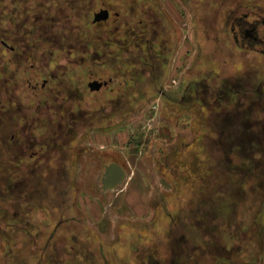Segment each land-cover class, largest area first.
<instances>
[{
    "label": "flooded vegetation",
    "instance_id": "1",
    "mask_svg": "<svg viewBox=\"0 0 264 264\" xmlns=\"http://www.w3.org/2000/svg\"><path fill=\"white\" fill-rule=\"evenodd\" d=\"M258 7L263 6L256 0H232L226 21L231 22L229 34L234 42L261 54L264 64V7L261 11L256 10ZM167 19L166 12L148 0H0V169L18 173L1 180V186L21 187L24 193V187L42 182L36 171L74 168L75 153L78 157L82 151L73 145L75 140L95 129L96 124L123 121L127 108L150 99L160 81L164 82L158 85L163 86L161 94L167 93L175 107L199 106L205 113V136L206 123H212L219 166L230 163L231 176H236L239 184L247 181L249 172H255L264 183V68L262 79L258 66L253 72L248 70L250 78L220 80L217 86L202 84L201 78H188L183 81L181 94L167 92L165 88L173 86L163 69H168L167 60L173 51L166 49L172 48L164 29ZM95 66L103 68L105 77L95 76ZM94 81L102 85L93 88ZM94 93L106 99H95ZM197 143L200 148L201 141ZM188 154L181 153V168L174 170L189 169ZM233 154L242 162H235ZM111 162L117 161L104 163L103 171ZM201 177L195 184L180 182L178 191L168 197L169 214L176 226L169 233L173 246L164 252L161 243L149 244L153 234L148 238L150 229H145L140 239L147 237V244L138 249V259L146 264H201L195 252L204 258L215 253L223 259V252L240 251L235 244L236 239L243 238L239 235L227 237L231 244L223 243L219 222H212L222 209L206 204L207 185L201 182L202 187ZM176 179L181 181L179 173ZM101 188L106 192L102 181ZM189 190L195 192V201L201 200L184 206ZM41 203L38 197L33 202L18 200L10 210L0 208L1 240L10 245L5 256L16 264L27 263L18 260L25 257L30 233L35 230L37 245L46 235L45 230L40 232L42 220L35 215L43 208ZM4 215L10 217L11 225H3ZM71 234L61 237L63 246H59L56 235L51 260L104 264L107 255L102 252L101 258L95 236L92 246ZM258 264H264V259Z\"/></svg>",
    "mask_w": 264,
    "mask_h": 264
},
{
    "label": "rangeland",
    "instance_id": "2",
    "mask_svg": "<svg viewBox=\"0 0 264 264\" xmlns=\"http://www.w3.org/2000/svg\"><path fill=\"white\" fill-rule=\"evenodd\" d=\"M148 1L164 10L168 18L164 29L169 33V46L172 48L168 46L166 49L173 51L168 64L166 61L168 69H163L166 71L164 77L168 75V84L173 86L165 88L167 92L181 94L183 81L186 83L188 78H201L202 84L206 82L214 86L219 85L220 80L229 82L236 77L250 78L252 74L248 70L252 69L253 72L258 66L259 79L263 78L262 55L250 48H241L229 34L231 22L228 23L226 18L228 3L232 0ZM256 1L264 7V0ZM263 7L256 10L261 11ZM95 71V76L105 77L101 66H95ZM162 83L160 81L158 85ZM158 85L150 99L140 100L142 105L127 108L123 121L115 124L95 123V129L78 138L79 142L75 140L82 151L78 157L75 153L74 168L68 166L63 170L57 166L55 170L46 168L45 171H36L41 175L42 182L24 187V193H21V187L1 186L3 184L0 183V208L10 210L18 200L33 202L38 197L43 206L39 212H35L37 218L42 220L38 225L42 228L37 227L36 230H45L46 235L41 236L43 238L37 245L35 230L30 233L24 246L25 257L19 258V262L74 264L71 259H50L56 235L60 237L59 246H63L61 237L72 233L83 237L92 246L95 236V246L100 248L101 254L107 255L104 264H146V261L138 259V249H143V245L147 244L146 238L151 234L154 240L149 239V244L161 243L164 252L173 246L169 233L176 226L169 214L168 197L178 191L180 182L195 184L200 175V183L207 185L206 204H214L218 210L222 209L215 221H211L219 222L223 243L231 244V240L228 241L231 236L243 237L235 241L240 251L223 252V259L215 253H208L204 258L195 252L201 264H235L233 260L237 264H258L264 259V183L257 179L255 172H249L247 181L239 184L236 176H231L233 172L229 169L228 160V164L219 166L214 148L218 147L215 143L217 134L212 129V123H206L208 132L204 135L205 113L199 106L185 109L175 107L167 93L161 94L163 86L158 88ZM94 94L95 99H106L103 94ZM198 141H201L200 148L197 147ZM65 152L70 153L68 150ZM184 152H190V167L176 171L173 167L181 168L180 157ZM233 156L235 162H242L239 155ZM109 161L121 163L127 176L115 190L104 192L101 188L102 168ZM178 173L181 181L176 179ZM17 176L15 171L0 169V182ZM231 187H236V190ZM189 192L184 206L194 205L201 200L195 201V192L191 193L189 199ZM231 195L235 197L231 199ZM1 222L4 226L11 225L10 217L6 215L2 216ZM132 226H137L138 232L130 231ZM145 229H150V233L140 239ZM1 239L0 236L2 264H16L5 256L10 245L7 247Z\"/></svg>",
    "mask_w": 264,
    "mask_h": 264
},
{
    "label": "water",
    "instance_id": "3",
    "mask_svg": "<svg viewBox=\"0 0 264 264\" xmlns=\"http://www.w3.org/2000/svg\"><path fill=\"white\" fill-rule=\"evenodd\" d=\"M91 85L93 88H99L102 83L94 81ZM126 174L125 168L120 163L111 162L106 166L101 178L103 189L106 191L116 189L119 185L124 183Z\"/></svg>",
    "mask_w": 264,
    "mask_h": 264
},
{
    "label": "crops",
    "instance_id": "4",
    "mask_svg": "<svg viewBox=\"0 0 264 264\" xmlns=\"http://www.w3.org/2000/svg\"><path fill=\"white\" fill-rule=\"evenodd\" d=\"M76 141L79 142L78 139H77ZM73 145L76 146L77 144H75V142H74ZM126 173H127V171H126ZM126 176H127V174H126ZM114 190H115V189H114ZM136 210L138 211V208H137ZM138 212H139V211H138ZM140 216H142V214H140ZM136 217H137V216H136ZM129 230L132 231V232H138V227H137V226H132Z\"/></svg>",
    "mask_w": 264,
    "mask_h": 264
}]
</instances>
